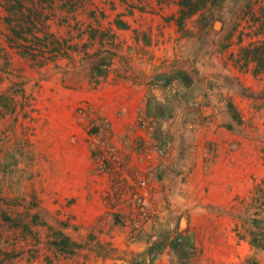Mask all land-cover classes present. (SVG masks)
Masks as SVG:
<instances>
[{
    "label": "rangeland",
    "instance_id": "rangeland-1",
    "mask_svg": "<svg viewBox=\"0 0 264 264\" xmlns=\"http://www.w3.org/2000/svg\"><path fill=\"white\" fill-rule=\"evenodd\" d=\"M179 1L25 0L14 35L0 0V264H149L163 235L193 248L184 260L167 246L153 264H264V73L242 59L262 40L264 0H216L183 30ZM114 41L111 70L96 83L84 53L103 57ZM119 83L143 87L144 108L129 129L100 126L98 141L111 137L114 159L148 179L149 195L135 201L110 170L94 181L100 212L65 197L55 156L89 134L87 120L106 105L101 90ZM213 165L218 178L238 177L223 207L199 195ZM59 233L80 246L57 250Z\"/></svg>",
    "mask_w": 264,
    "mask_h": 264
},
{
    "label": "crops",
    "instance_id": "crops-1",
    "mask_svg": "<svg viewBox=\"0 0 264 264\" xmlns=\"http://www.w3.org/2000/svg\"><path fill=\"white\" fill-rule=\"evenodd\" d=\"M101 93L106 98V105L102 106L101 109H99L100 114H97L95 118L94 116H90V118L87 120V123H89L90 126L92 125V123L94 124V126L91 127V131L89 130V134L97 140L94 142H98L99 146H101L102 148H106L107 146L109 147V145H113V142L109 141L111 137L106 143L103 141H98L101 131L100 126L104 125L107 128L111 127V129L118 131V133L121 130H125L127 128L129 129L133 124L132 119L135 115H137V110L142 109L145 103V91L141 86L133 87L128 83H119L118 86L114 88H112L111 85L107 84L104 89L101 90ZM81 96L86 99L88 96V92L82 91L80 93H75V95L73 96L75 107H78V103L82 100ZM102 120L104 121L102 122ZM89 134L86 133L84 135V132L81 133L80 136L82 140L79 142L73 141V144L66 142L69 145H65V143L63 151H60L55 156V158H59L63 162L61 166V179L62 183L66 184V187L64 189L65 197H73L76 200L77 204H86V206L88 207H90V204L94 202L95 205H93L91 208L95 211L100 210V212H102L103 210H105V198L102 197L101 192L97 194L96 191L98 190L96 189L99 188V184L97 185V183H94V181L97 180L96 178L100 177L102 173H106L107 176L104 174V179L108 180V172L102 168V164L104 161L102 162L93 154L94 145L92 147V142H86L87 137L90 140L92 139ZM113 136V140H115V143H117V145L120 144L117 140L119 134H115ZM237 160L238 158H235L234 162H236ZM104 163L107 166H113L116 164L115 161H110L109 163L105 161ZM118 163L120 164V159L118 160ZM200 164H202V162H200ZM212 169L214 171H212ZM260 171L261 169L259 170V174L263 175V173H261ZM224 173L225 172H221V177L218 178L219 171H215L214 165L208 172L204 183V186H206L208 190H204V187L199 188V192H201L199 195L202 196L200 197V199L202 200V204H206L208 202L209 204L223 207L222 196L226 192L225 189H227L230 184L233 185V183L237 181L236 179H238L237 176H234L232 174L231 179L228 182L227 180H225L228 178V175L227 173ZM211 175H213V177L210 179ZM218 179L223 182V185H221ZM89 180L90 184L88 182ZM91 194L94 197V200H89L87 198L89 195V197L91 198ZM62 201H64V199H62ZM64 208L65 207L61 208L62 211H64ZM72 211L75 215L78 214L77 211L79 210L77 209L75 211ZM77 217L79 218V214L77 215Z\"/></svg>",
    "mask_w": 264,
    "mask_h": 264
},
{
    "label": "trees",
    "instance_id": "trees-1",
    "mask_svg": "<svg viewBox=\"0 0 264 264\" xmlns=\"http://www.w3.org/2000/svg\"><path fill=\"white\" fill-rule=\"evenodd\" d=\"M7 4L9 5L7 10L9 16L6 18V21L8 24H11V31L14 35H20L23 28V22L18 21V18L20 17V14L22 13L23 2L25 0H6ZM216 0H180V10H179V17L176 19V23L178 25L179 30H183L185 26V22L188 18L192 17L194 14L199 12L200 10H204L207 7L214 6L216 4ZM76 6H72V8H75ZM33 23V22H31ZM35 23V22H34ZM115 26L117 29H125L127 28V24L120 20L114 21ZM18 26V28H17ZM111 31V29H110ZM113 35L115 36L114 29L112 28ZM261 31H264V21L262 22ZM98 32V31H96ZM97 36L96 34H93L91 36L92 39H95ZM117 44L111 43V47L109 49L111 51H106L107 55H104L103 57L100 52H96L93 54L84 53L85 56H90L95 58L94 63L89 65V72L91 75V78L96 83L99 82V78L106 77L109 70H111V59L114 56V50L117 52L116 49H114V46ZM86 48V47H85ZM103 50V49H102ZM104 51V50H103ZM243 56L242 59L245 60L247 63L248 60L253 62L255 64V67L253 69V74L255 76L264 73V32L262 34V40L259 41L258 44H255L251 47H246L242 50ZM5 99L3 96L0 97V100ZM230 108L234 109L232 105H229ZM59 238H56L53 241V244L56 246L57 250H60L61 252L66 253H73L75 247L80 246L78 243L72 241L69 237L65 236L62 233H59ZM163 239L156 240L154 242L153 247H150L148 249L147 255L149 257L148 262L149 264H153L157 259L161 257L162 252L164 251L165 247L169 246L170 248L174 249L175 253L180 259L186 260L188 258L189 250L190 248H193V246L189 245V247H185V243L183 240H187L185 238H177L176 239H169L168 235H163ZM170 240V241H169ZM188 241V240H187ZM141 259V257L139 258ZM186 264V263H182Z\"/></svg>",
    "mask_w": 264,
    "mask_h": 264
},
{
    "label": "built area",
    "instance_id": "built-area-1",
    "mask_svg": "<svg viewBox=\"0 0 264 264\" xmlns=\"http://www.w3.org/2000/svg\"><path fill=\"white\" fill-rule=\"evenodd\" d=\"M102 154L99 156V159L103 162L107 161L108 163L110 161H115L116 159H114L113 156V152H114V148H111L110 146L106 147V148H101ZM103 162L102 167H105L107 165H105V163ZM116 164L111 166H107L109 167V173L111 170V173L109 174L110 177V181L112 182H116V183H124V180L126 181L125 184V188H123V190L125 192H127L128 194L132 191V193L135 195L134 200H141V198L146 197L149 195L147 188L149 186V181L148 179H146V177H144L142 174L135 172L134 173V177L130 176L129 173L127 172V170L121 166L119 163V165L117 164L118 160L115 161ZM123 174L122 177H120L119 179H116V177L114 175L116 174ZM141 212V211H140ZM141 218H143V215L141 214Z\"/></svg>",
    "mask_w": 264,
    "mask_h": 264
},
{
    "label": "clouds",
    "instance_id": "clouds-1",
    "mask_svg": "<svg viewBox=\"0 0 264 264\" xmlns=\"http://www.w3.org/2000/svg\"><path fill=\"white\" fill-rule=\"evenodd\" d=\"M93 147V146H92ZM101 146L98 145V143L94 142V149H93V154L96 156V158L99 159V156L102 154V150H101ZM102 151V152H101ZM117 161V160H116ZM103 169H105L104 167H102ZM109 173V172H108ZM110 178V177H109Z\"/></svg>",
    "mask_w": 264,
    "mask_h": 264
},
{
    "label": "bare ground",
    "instance_id": "bare-ground-1",
    "mask_svg": "<svg viewBox=\"0 0 264 264\" xmlns=\"http://www.w3.org/2000/svg\"><path fill=\"white\" fill-rule=\"evenodd\" d=\"M185 225H186V221L184 219L183 222H182V226H185Z\"/></svg>",
    "mask_w": 264,
    "mask_h": 264
}]
</instances>
